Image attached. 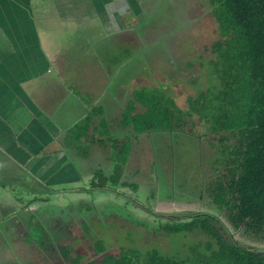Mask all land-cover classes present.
I'll return each instance as SVG.
<instances>
[{"label":"crops","instance_id":"0c3cea01","mask_svg":"<svg viewBox=\"0 0 264 264\" xmlns=\"http://www.w3.org/2000/svg\"><path fill=\"white\" fill-rule=\"evenodd\" d=\"M169 1L0 0V238L6 232L22 248L19 237L47 210L41 203L84 182L86 170L88 181L102 167L111 174L123 138L136 137L135 149L151 135L135 124L146 89L165 79L144 72L137 48L173 21ZM174 76L167 92L180 85Z\"/></svg>","mask_w":264,"mask_h":264},{"label":"rangeland","instance_id":"374dc122","mask_svg":"<svg viewBox=\"0 0 264 264\" xmlns=\"http://www.w3.org/2000/svg\"><path fill=\"white\" fill-rule=\"evenodd\" d=\"M168 7L166 15L174 16L173 21L164 24L149 42L147 40L137 49L138 52L144 49L141 53L147 55L146 60L141 56L142 63L146 64L144 72L150 77L161 72L165 79L160 87L146 89V99L151 98V112L154 114L175 102L182 119L188 112V100H196L207 88L206 83L212 75L209 49L218 34L215 20L209 15V0H170ZM173 52L179 55L175 58L177 60L173 58ZM172 62L177 65L176 69L170 67ZM184 66L195 69L187 73ZM174 74H179L180 85L177 89H172L171 85L167 92L168 80L172 81L176 77ZM150 120L149 116L146 121ZM187 122L185 130L192 133L155 131L147 137L139 135L135 149L130 144L136 137L130 140L123 138L121 142L125 141L126 146L121 149L119 159L127 158L129 154L132 158L123 173L124 179L138 191L134 192L131 187L119 188L123 196H116L111 191H94L86 170L83 173L84 182L73 184L71 190L68 188L56 196L52 194L51 203L40 204L47 210L32 218L30 237H19L30 246L22 242V248L17 249L12 236L4 231V236L0 238V264H69L63 251L70 250L74 251L72 257L81 254V262H86L93 257L90 247L97 241L113 252L121 247L158 248L162 253L183 257L192 245L200 246L199 250L203 252L207 242L204 235L154 232L150 222L152 216L148 211L162 214L212 211V199L206 190L218 180L223 167L219 163L222 157L212 136L201 133L198 111ZM104 134L103 131L100 136ZM98 137L95 135V139ZM110 142L106 139L105 147ZM120 145L117 143V147ZM101 169L103 174H109L107 167ZM19 196L20 199L27 198L25 194ZM136 204L139 209H134ZM75 210L78 212L75 213ZM65 215L73 216L76 222ZM144 220L147 223L144 224ZM234 237L243 244L264 249V243L251 241L238 233H234Z\"/></svg>","mask_w":264,"mask_h":264},{"label":"trees","instance_id":"16d2710c","mask_svg":"<svg viewBox=\"0 0 264 264\" xmlns=\"http://www.w3.org/2000/svg\"><path fill=\"white\" fill-rule=\"evenodd\" d=\"M209 3L218 35L209 49L212 75L206 90L196 100H188V112L182 119L175 102L153 114L151 98L146 99V112L135 124L139 134L192 133L185 130L187 120L198 111L201 133L210 134L218 143L223 167L216 183L206 190L212 199L211 212L162 214L148 209L154 232L199 233L207 238L204 251L192 245L183 257L158 248L121 247L113 252L97 241L90 247L93 257L86 262H81V254L72 257L73 250L63 251L69 264H264V249L234 237L238 233L264 243V0ZM126 159H119L111 174L95 172L91 189L111 191L116 196H123L119 188L131 187L137 192V187L123 179L121 164ZM65 216L75 221L73 216Z\"/></svg>","mask_w":264,"mask_h":264}]
</instances>
